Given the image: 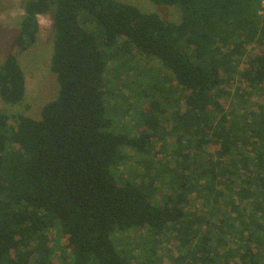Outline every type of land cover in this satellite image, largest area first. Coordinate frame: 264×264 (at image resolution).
Wrapping results in <instances>:
<instances>
[{"label":"trees","instance_id":"1","mask_svg":"<svg viewBox=\"0 0 264 264\" xmlns=\"http://www.w3.org/2000/svg\"><path fill=\"white\" fill-rule=\"evenodd\" d=\"M151 1L178 7L180 21L116 0L26 2L13 47L29 50L38 39L39 17L51 16V71L60 90L39 120L0 113V264H55L53 232L66 240L60 264H148L119 240L136 232L146 244L176 234L181 249L188 250L172 264H264L259 250L264 238H257L254 248L250 235L258 228L254 215L264 219V106L254 114L260 119L250 123L249 113L225 112L221 100L264 98V51L249 56L238 72L242 87L224 90L235 81L232 74L246 47L255 40L264 47L262 0ZM133 52L146 61L157 59L174 80L167 87L152 83L138 95L150 98L151 91L164 99L151 101L135 136L116 129L106 104L113 92L106 86L109 63ZM26 93L25 73L17 56L9 54L0 67V98L16 106ZM243 101L241 110L247 107ZM168 107H173L168 120L175 139L157 148V159L154 142L170 133L159 112L165 115ZM125 147L135 150L141 168L119 180ZM240 151L247 158L228 161ZM164 175L170 194L159 203L156 185ZM224 189H237L239 199L252 195L255 212L248 215L232 201L236 216H219L218 207L207 210L209 217L188 216L191 195H202L210 207ZM234 235L240 236L235 245ZM188 238L193 246H185Z\"/></svg>","mask_w":264,"mask_h":264},{"label":"rangeland","instance_id":"2","mask_svg":"<svg viewBox=\"0 0 264 264\" xmlns=\"http://www.w3.org/2000/svg\"><path fill=\"white\" fill-rule=\"evenodd\" d=\"M27 1L28 0H0V67L9 54L16 55L18 62L25 73L27 87V93L24 100L16 106L6 105L0 98V113H5L9 116L23 115L39 120L41 118L42 108L50 101L56 99L60 90L57 78L51 71L54 22L52 17L49 15L40 16V32L38 34L37 42L26 52L20 53L15 47H13V40L19 33L20 24L25 15V5ZM116 1L134 6L145 14H156L161 19L171 23H177L181 19V11L176 6L157 5L151 0ZM261 7L262 8L260 9L259 14L260 16H264V7L262 3ZM257 38L259 39L260 37L258 36ZM245 51L246 55L242 59L243 63L237 68L236 72L233 71L232 75L235 81L227 83L224 86V90L231 91L233 93L237 86H243L240 83L241 76L238 72L245 69L244 63L249 59V56L261 55L264 51V47L259 43V40H255L246 47ZM222 77L224 78V75H222ZM171 78L170 73L160 65L157 59H149L146 61L143 57H135V52L128 55L120 53L118 58H113L112 62L108 65V71L106 74L107 89L113 92L112 96L107 98L106 104L109 109V114L113 116L114 126L116 129L118 131H126L132 136L139 135L142 130L141 128H143L141 118L147 116L150 112L152 108L150 105L151 101H159V99L164 98L155 94V92L152 94L151 91H149L151 94L150 98L145 97L143 99H139L138 95L141 97L142 90H148L149 86L155 82H160L166 87L171 85L174 81H172ZM169 94L170 91L168 95ZM221 100L225 112H232L233 110H236V113H240L241 115L249 113L250 116L248 121L250 123L254 122V119L257 117L254 114H256L255 112L259 110V107L264 106V98H253L248 102L247 97L242 98L231 95L230 97H225ZM243 100L247 101V107L245 110H241L243 103H245ZM182 110H186L184 105L182 106ZM172 112L173 107H168L165 115L159 112L162 126L165 129L169 128L170 133L166 139L162 140V142L157 140L154 142L156 146L155 152L157 153V159H161L158 154L159 149L157 148H161L162 145L166 146L167 143L169 144L175 139V134L169 126L171 123L168 120ZM171 121H174L173 118ZM168 150L169 155L172 150L170 148ZM215 150L216 147L212 146L211 152ZM248 152L253 153V150L249 148ZM122 156L123 159L118 163L116 171L119 180H123L124 177H131L137 172L139 173L141 168V166L139 167L140 157L135 150L125 147L122 150ZM232 157L247 158L243 151L233 154L229 157L228 161H231ZM170 162L171 164H174L172 159ZM156 173L158 174L159 172L156 170ZM159 174L162 175L161 173ZM163 178V182L157 183L156 185V197L159 203L161 202L164 194H170L169 191L164 189L166 185L165 181L169 178L165 175ZM255 189L257 188L255 187ZM162 190H164V193ZM236 191L237 189H235V192H223L224 194L220 195L217 200L213 201V205L210 207L204 206L201 198L202 195H198L199 197L191 195L190 203L185 206L186 213L191 219L194 215H196V217L200 216L201 218H204L206 216H210V213L208 215L206 214L207 210L209 212H214V210H217L218 207L219 216L224 214L236 216L234 211H230L231 203L233 202H235V204L240 203V210L247 211L246 213H248V215H250L252 211L254 213V205L250 203L252 201V195L246 199H239ZM262 205L264 207V200H262ZM257 216L258 215L255 214L254 219L258 223V228L252 227L250 230V235H254L253 244L251 245V247L254 248L258 245L256 241L257 238H264V219H262V217L258 218ZM243 221H246V219L243 218L239 224H244L245 222ZM220 228L221 227H219V232L225 234V231ZM203 230H206L205 226L203 227ZM215 232L218 233V230ZM119 238L120 241L127 243L126 248H128L129 251H134V254L138 257L137 261H147L148 264H172L171 259L173 257H178L179 254L188 250L187 247H182L183 249H181L180 244L182 240L174 233H168L162 236L159 241L157 239L151 244H146L141 237V234L137 232L129 234L128 236L119 235ZM239 238V235H234L230 240L232 241V244L235 245L239 241ZM49 239L51 242H54V246L56 248L55 250H57L55 264H60L61 257H59V255L62 251V247L65 246L66 240L63 237L56 235L55 232L49 236ZM261 241H264V239ZM194 243L195 242H192V239L188 238L185 246H193ZM154 245H157V247L151 252L150 249H152ZM259 250L261 252L262 262L264 263V247H259Z\"/></svg>","mask_w":264,"mask_h":264},{"label":"built area","instance_id":"3","mask_svg":"<svg viewBox=\"0 0 264 264\" xmlns=\"http://www.w3.org/2000/svg\"><path fill=\"white\" fill-rule=\"evenodd\" d=\"M262 4H263V7H264V0H262Z\"/></svg>","mask_w":264,"mask_h":264}]
</instances>
